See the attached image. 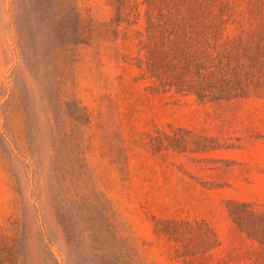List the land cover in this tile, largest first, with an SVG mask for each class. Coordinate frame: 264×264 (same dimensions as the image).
Masks as SVG:
<instances>
[{
	"label": "rangeland",
	"instance_id": "obj_1",
	"mask_svg": "<svg viewBox=\"0 0 264 264\" xmlns=\"http://www.w3.org/2000/svg\"><path fill=\"white\" fill-rule=\"evenodd\" d=\"M163 1L0 0V264H264V0Z\"/></svg>",
	"mask_w": 264,
	"mask_h": 264
},
{
	"label": "trees",
	"instance_id": "obj_2",
	"mask_svg": "<svg viewBox=\"0 0 264 264\" xmlns=\"http://www.w3.org/2000/svg\"><path fill=\"white\" fill-rule=\"evenodd\" d=\"M161 5L159 11L165 20L161 25V34L169 32H178L182 28V24L184 28H196L198 31V35L202 38V41L205 43L206 47H218V37L225 29L228 19H225L223 16V7L219 11L214 13V8L216 7L215 1H205V0H165ZM187 4V7L193 11L194 16L183 15L182 19L173 20V15L178 14L181 10V5ZM215 14V15H213ZM182 20V24L180 23ZM218 65L220 66L219 69L223 72L221 78L223 79L222 82H226L228 79L227 75V66L222 62H219ZM164 67L166 65H160ZM217 66V65H215ZM155 63H152L151 71H155L161 69ZM206 65L203 67V63L197 64L198 74L203 77V82L198 84L196 87L193 85L186 86L185 83H181L179 81H168L167 77L163 73H157L164 84L168 85H180V90H195L197 95L201 99L206 98H218L223 96H214L215 89L210 91V88H213V79H215V74L218 70V67H215L213 71L210 73H204ZM167 69V68H166ZM164 72V71H163ZM167 72V71H166ZM228 84V83H227ZM235 220L238 222H243L245 219L243 211L239 208H235L232 211Z\"/></svg>",
	"mask_w": 264,
	"mask_h": 264
}]
</instances>
